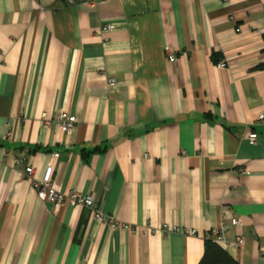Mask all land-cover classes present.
<instances>
[{"label": "crops", "instance_id": "0c3cea01", "mask_svg": "<svg viewBox=\"0 0 264 264\" xmlns=\"http://www.w3.org/2000/svg\"><path fill=\"white\" fill-rule=\"evenodd\" d=\"M261 112L264 0H0V264H264Z\"/></svg>", "mask_w": 264, "mask_h": 264}, {"label": "built area", "instance_id": "2783aa9c", "mask_svg": "<svg viewBox=\"0 0 264 264\" xmlns=\"http://www.w3.org/2000/svg\"><path fill=\"white\" fill-rule=\"evenodd\" d=\"M113 30H114L113 26L107 25V26H104V28L102 29V32L107 33ZM165 52L167 53L168 61L170 63H173L175 61V57L173 56V54H170L167 48ZM217 66L220 69H224L228 67L226 61H220L217 64ZM107 84L109 87L114 86L115 79L108 78ZM43 121H44L45 126H49L51 123L55 122L56 125L58 126V129L63 133H71L74 126L76 125L75 116L67 114L65 112H59L56 115L51 116V117L44 115ZM257 121L260 124H264V112H261L258 114ZM247 140L250 145H254L255 142L257 141V135L254 133L249 134ZM7 157H8L7 151L0 146V162L3 159H6ZM55 157H56L55 155H51L48 158L46 166L42 172V175L40 179L38 180L33 178V174H34L33 167L31 166L24 167V172L27 176V180L30 182L31 186L35 189L37 193V197L42 201L53 204L56 208L60 207L65 202H68L72 205L83 206V207L94 210L95 203L89 197H85L76 192H70V193L65 194L64 192H62L59 186H56L55 184H53L52 176H53L54 166H55V161H56ZM12 164L15 166H23V161L22 159L15 158V159H12ZM95 219L96 221H101L103 218L100 215V213L97 212L95 214ZM240 223L241 222L239 219L231 220V224L233 226H239ZM116 226L120 227V225L118 224H116ZM175 231H178V230H175ZM184 233L188 234L189 232L185 230ZM238 242L241 243L242 240L238 239Z\"/></svg>", "mask_w": 264, "mask_h": 264}, {"label": "trees", "instance_id": "16d2710c", "mask_svg": "<svg viewBox=\"0 0 264 264\" xmlns=\"http://www.w3.org/2000/svg\"><path fill=\"white\" fill-rule=\"evenodd\" d=\"M201 264H232V261L217 244L208 243Z\"/></svg>", "mask_w": 264, "mask_h": 264}]
</instances>
